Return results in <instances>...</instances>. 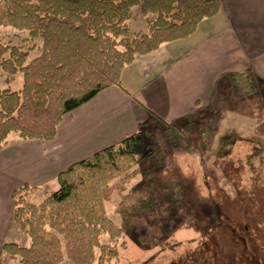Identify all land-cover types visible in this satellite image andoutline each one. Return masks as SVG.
Returning a JSON list of instances; mask_svg holds the SVG:
<instances>
[{"label": "trees", "instance_id": "trees-1", "mask_svg": "<svg viewBox=\"0 0 264 264\" xmlns=\"http://www.w3.org/2000/svg\"><path fill=\"white\" fill-rule=\"evenodd\" d=\"M138 7L146 32H132L129 20ZM220 10L219 0H0V26L25 30L27 48L0 42V149L15 133L29 140H51L63 115L84 104L99 91L121 82L123 68L136 55L156 50L162 43L186 38L198 24ZM39 40V44L34 40ZM36 49L37 54L30 56ZM21 85L12 86L17 75ZM232 92L243 97L256 91L250 69L223 72ZM125 91V90H124ZM254 107L261 115L259 101ZM154 126L139 124L136 132L58 172V187L39 203L30 196L36 186L21 183L11 192L12 220L29 236L24 246L0 244V264H113L116 241L125 231L141 232L143 242L161 243L174 220L192 214L188 177L157 181L171 148L197 154L209 145L217 130L215 111L192 140L193 114L165 120L147 109ZM154 128L163 132L169 149L162 150ZM144 145L145 153L137 155ZM143 182L129 189L137 176ZM116 192L115 212L122 226L106 213L105 203ZM102 234L109 240L101 242Z\"/></svg>", "mask_w": 264, "mask_h": 264}, {"label": "rangeland", "instance_id": "rangeland-1", "mask_svg": "<svg viewBox=\"0 0 264 264\" xmlns=\"http://www.w3.org/2000/svg\"><path fill=\"white\" fill-rule=\"evenodd\" d=\"M129 24L132 32H143L147 28L136 6ZM26 37L25 30L0 26L2 43L27 48L32 42L25 40ZM33 42L39 44L38 39ZM36 54V49L30 52V56ZM253 75L255 92L239 97L225 81H220L211 105L194 115L190 135L197 141L198 130L220 110L218 127L209 145L200 146L194 155L171 148L164 165L155 171L157 181L190 178L188 194L195 202L192 214L175 219L168 235L154 245L143 242L141 232L124 230L116 241L119 252L113 264H264V80ZM4 76L0 70V87L5 86ZM20 85L19 74L12 86ZM256 99L261 115L253 104ZM153 131L160 148L169 149L163 132L158 128ZM7 140L4 149L11 143L26 141L15 133L9 134ZM143 153L144 145L137 155ZM143 181L139 175L128 188H136ZM15 182L12 178L0 177V244L12 241L26 246L29 236L7 214L9 198L4 192ZM57 187L56 179L39 185L30 196L31 202L39 203ZM119 200L120 196L114 192L105 203V209L107 215L122 226V215L115 212ZM100 240L106 242L109 237L102 234ZM8 264L23 263L12 260ZM61 264L72 263L64 260Z\"/></svg>", "mask_w": 264, "mask_h": 264}, {"label": "crops", "instance_id": "crops-1", "mask_svg": "<svg viewBox=\"0 0 264 264\" xmlns=\"http://www.w3.org/2000/svg\"><path fill=\"white\" fill-rule=\"evenodd\" d=\"M219 2L218 14L203 19L188 37L136 55L121 72L125 91L109 86L65 113L53 139H29L4 149L7 140L0 149V177L16 181L4 192L8 215L11 192L19 183L37 189L57 181L58 172L69 164L121 141L140 123L154 126L147 109L177 120L211 105L223 72L250 69L264 80V0Z\"/></svg>", "mask_w": 264, "mask_h": 264}]
</instances>
